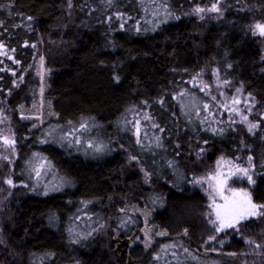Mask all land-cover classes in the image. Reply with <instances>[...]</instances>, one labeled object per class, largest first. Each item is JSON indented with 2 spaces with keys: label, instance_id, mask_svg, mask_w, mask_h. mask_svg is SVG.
Here are the masks:
<instances>
[{
  "label": "trees",
  "instance_id": "trees-1",
  "mask_svg": "<svg viewBox=\"0 0 264 264\" xmlns=\"http://www.w3.org/2000/svg\"><path fill=\"white\" fill-rule=\"evenodd\" d=\"M262 21L264 0L0 2V113L16 143L11 161L0 149V264H119L115 233L143 226L120 211L140 203L169 237L134 264H264V207L229 257L196 185L219 159L250 157L264 206ZM40 58L59 119L31 132L17 110L38 100ZM214 82L257 101L258 131L222 113Z\"/></svg>",
  "mask_w": 264,
  "mask_h": 264
},
{
  "label": "rangeland",
  "instance_id": "rangeland-1",
  "mask_svg": "<svg viewBox=\"0 0 264 264\" xmlns=\"http://www.w3.org/2000/svg\"><path fill=\"white\" fill-rule=\"evenodd\" d=\"M16 1L17 0H0V2H6L12 6L15 5ZM257 25L264 26V21ZM257 25L255 35L264 51V35L260 34V29L257 28ZM38 32L40 35H48V26L40 24ZM36 76L40 82L39 96L36 104L29 107L23 105L17 110L19 120L24 124H28L31 132L45 126L51 121L59 119L54 108L55 103L47 98L51 71L48 69L47 63L43 58L37 60ZM212 86L215 104L221 109L223 114L229 117L233 123H238L242 127H245L247 131L254 133L259 130L260 123L255 121L256 118H259V114L256 110L257 101L254 98L243 95L230 97L225 93L223 85L220 82H214ZM260 115L262 116L261 118L264 119V113ZM6 121V118L0 113V149L3 151V157L6 158L7 161H11V158L14 159L16 155V143L8 132L9 129L6 127ZM252 125H255V127H251ZM6 140L9 141V143H6ZM243 169H247L248 176L252 177L254 183L248 180V176L242 171ZM257 177V172L255 171L250 157H243L237 160L221 158L214 165L211 174L196 182L197 187L205 193L209 208L208 217L216 229L220 227L221 223L216 216L217 206L231 203L234 200L240 201L246 199L243 195L244 193L249 194L251 202L255 204L252 195V187L255 185ZM220 181H226V183L221 186ZM224 197L228 199L225 200ZM257 211L261 214L243 219L233 228L225 227L222 231L217 230L219 233L229 232L231 234L228 248L224 251L225 255L236 257L240 254L244 244L236 237V234H239L240 226L262 215L260 207L257 208ZM120 212L140 217L143 221V226L126 240H122L119 234L115 233V241L117 243L116 259L119 264H134L131 253L135 248L143 247L146 251H149L156 242L169 237L167 232L159 229L153 224L154 212L148 209L143 203L126 206ZM213 221L216 223H213ZM191 247L198 253L206 256L215 254L205 251L203 248L194 244H192Z\"/></svg>",
  "mask_w": 264,
  "mask_h": 264
},
{
  "label": "snow or ice",
  "instance_id": "snow-or-ice-1",
  "mask_svg": "<svg viewBox=\"0 0 264 264\" xmlns=\"http://www.w3.org/2000/svg\"><path fill=\"white\" fill-rule=\"evenodd\" d=\"M197 12H203L204 9H196ZM210 11H219V8L215 5L210 9ZM257 28L260 29V34L264 35V26L257 25ZM251 127H255V125H252ZM6 143H9V141H5ZM14 143V142H13ZM246 176H248L247 169L242 170ZM248 180L252 183V177L248 176ZM9 184H12V181H8ZM226 183V181H220L221 186ZM246 199H242L240 201H232L231 203H226L222 206H217L216 216L217 219L220 220V227L217 229L218 231H222L225 227L227 228H233L236 224H238L241 220L247 219L252 216H258L261 213L257 211L258 207H264V206H257L251 202V197L249 194L244 193L243 194ZM225 200H227V197H224ZM213 223H216L213 221ZM211 239H214L211 238Z\"/></svg>",
  "mask_w": 264,
  "mask_h": 264
},
{
  "label": "water",
  "instance_id": "water-1",
  "mask_svg": "<svg viewBox=\"0 0 264 264\" xmlns=\"http://www.w3.org/2000/svg\"><path fill=\"white\" fill-rule=\"evenodd\" d=\"M237 225V224H236Z\"/></svg>",
  "mask_w": 264,
  "mask_h": 264
}]
</instances>
